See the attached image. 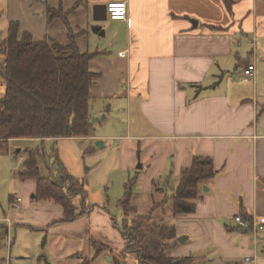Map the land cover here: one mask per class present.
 <instances>
[{
    "label": "crops",
    "instance_id": "crops-1",
    "mask_svg": "<svg viewBox=\"0 0 264 264\" xmlns=\"http://www.w3.org/2000/svg\"><path fill=\"white\" fill-rule=\"evenodd\" d=\"M109 1L118 0H85V11L93 18L95 7L102 17ZM126 1L127 21L112 20L120 27L114 33L123 32L114 50L126 67L127 100L155 131L61 138L162 144L178 182L194 156L210 158L214 175L198 183L194 199H186L194 210L172 214L177 236L187 234V241H194L177 242L169 252L196 259L208 248L223 261L237 251L249 252L244 248L251 232L234 217L264 219V0ZM124 50L126 56H119ZM248 64H254V72L244 76ZM162 155L154 159L160 165ZM16 209L0 217L6 231L0 264H87L83 259L91 253L93 231L84 218L65 220L63 206L53 199L23 198ZM256 237L253 255L258 254Z\"/></svg>",
    "mask_w": 264,
    "mask_h": 264
},
{
    "label": "rangeland",
    "instance_id": "rangeland-1",
    "mask_svg": "<svg viewBox=\"0 0 264 264\" xmlns=\"http://www.w3.org/2000/svg\"><path fill=\"white\" fill-rule=\"evenodd\" d=\"M76 2L0 0V41L6 37L10 22L17 21L20 31L28 32L37 40L46 38L69 44L71 36L80 32L73 37L79 50L90 53L111 50V53L95 55L89 64V69L99 74L95 80L96 86L91 89L88 112L92 133L123 136L154 133L155 130L149 124L139 119L134 101L127 100L130 95L126 85V67L124 60H120L114 50L117 48L114 44L118 43V39L121 40L123 32L115 34L114 31L120 27L112 26L114 21L109 18L94 21L91 14L88 16L85 0H80L73 7ZM48 7L53 8L54 15H59L58 12L61 11V17L51 16L47 12ZM95 24L106 28L104 36L92 31L91 27ZM2 63L4 56L0 53V64ZM3 92L4 85L0 78V97ZM32 150H37L40 178L55 174L57 164L62 165L69 175L70 181L66 183V187L72 188L70 200L75 206L73 219L84 218L89 230L93 231V235L89 237L91 253L83 259L87 260V264H138L136 251L131 248L128 237L124 235L126 226L131 225L137 217H148L157 224H175L172 215L173 198L179 175L175 174L171 158L165 157H171V154H167L169 152L164 150L162 144L155 142L130 138L110 140L107 137L95 140L60 138L43 141L27 138L1 142L0 217L16 212L17 209L12 206V199L15 197L38 203L42 201L31 196L35 193L38 176L21 175L24 162ZM162 153L164 158L160 163L166 166L163 171L162 166L154 160ZM124 196L128 200V208H124L120 201ZM5 233V228L0 226V263L6 254ZM249 234V244L244 248L250 249L249 252L237 251L223 261L224 258L219 254L211 255L207 248L192 264H264V231L259 232L256 237L258 254L254 253L255 259L244 260L245 256L253 255V236L252 233ZM180 236L186 237L187 234ZM178 237L176 241L179 243ZM193 241L192 238L188 241L185 239L186 244ZM172 249L173 247L170 251Z\"/></svg>",
    "mask_w": 264,
    "mask_h": 264
},
{
    "label": "trees",
    "instance_id": "trees-1",
    "mask_svg": "<svg viewBox=\"0 0 264 264\" xmlns=\"http://www.w3.org/2000/svg\"><path fill=\"white\" fill-rule=\"evenodd\" d=\"M229 3V0H224ZM59 11V10H58ZM47 12L54 15L53 8ZM69 44L53 40L34 39L20 31L17 21H11L6 37L0 41V78L4 93L0 97V138L58 139L61 137H87L92 134L89 120L90 88L99 74L89 69L95 53L80 51L73 41ZM36 151H29L22 176H38ZM214 175L208 157L194 156L184 168L174 191L173 212H192L194 204L186 199L197 196L198 183ZM62 165L57 164L55 174L37 178L35 198L53 199L64 208V219L74 218L75 206L71 202L72 188ZM128 208L124 196L120 200ZM245 221L248 217H243ZM124 232L138 264H192L191 256L176 257L170 249L177 244L173 225L157 224L148 217H137ZM86 262V261H85ZM84 262V264H86Z\"/></svg>",
    "mask_w": 264,
    "mask_h": 264
},
{
    "label": "built area",
    "instance_id": "built-area-1",
    "mask_svg": "<svg viewBox=\"0 0 264 264\" xmlns=\"http://www.w3.org/2000/svg\"><path fill=\"white\" fill-rule=\"evenodd\" d=\"M106 15L111 20H119V21H127L128 19V6L126 0H118V1H109L106 3ZM127 50L119 52V56L125 57ZM254 72V64H248L246 68L243 70L244 76H250ZM11 140V138H0L1 142H7ZM21 201L20 197H15V200L12 202V206L17 208L18 203ZM9 221V219H6ZM236 223L241 225L242 227H246L250 230L254 237L261 231H264V219L258 220L256 218H252L251 220L245 221L240 215H236L234 217ZM255 255L252 257H245V261H252L255 259Z\"/></svg>",
    "mask_w": 264,
    "mask_h": 264
},
{
    "label": "water",
    "instance_id": "water-1",
    "mask_svg": "<svg viewBox=\"0 0 264 264\" xmlns=\"http://www.w3.org/2000/svg\"><path fill=\"white\" fill-rule=\"evenodd\" d=\"M102 8H103V16L100 17L99 15H97V11H96V9L94 7V11H93L94 20H104V19H106V6L103 5ZM194 23H196V22L194 21ZM91 29H92V31L94 33H98L100 35H104V30L101 29L100 25H93L91 27ZM97 143L101 144V141H98ZM139 167H140V165H139ZM185 239H187V236L186 237L185 236H179L177 240L179 241V243H182Z\"/></svg>",
    "mask_w": 264,
    "mask_h": 264
}]
</instances>
